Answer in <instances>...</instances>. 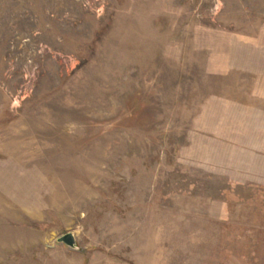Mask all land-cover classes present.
<instances>
[{"label": "rangeland", "instance_id": "374dc122", "mask_svg": "<svg viewBox=\"0 0 264 264\" xmlns=\"http://www.w3.org/2000/svg\"><path fill=\"white\" fill-rule=\"evenodd\" d=\"M0 264H264V0H0Z\"/></svg>", "mask_w": 264, "mask_h": 264}, {"label": "water", "instance_id": "95a60500", "mask_svg": "<svg viewBox=\"0 0 264 264\" xmlns=\"http://www.w3.org/2000/svg\"><path fill=\"white\" fill-rule=\"evenodd\" d=\"M58 241L70 246H74L76 244L75 237L71 232L59 237Z\"/></svg>", "mask_w": 264, "mask_h": 264}]
</instances>
